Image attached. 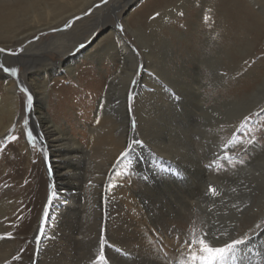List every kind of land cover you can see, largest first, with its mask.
Here are the masks:
<instances>
[{"label":"bare ground","instance_id":"1","mask_svg":"<svg viewBox=\"0 0 264 264\" xmlns=\"http://www.w3.org/2000/svg\"><path fill=\"white\" fill-rule=\"evenodd\" d=\"M1 1L0 35L4 28L10 27L12 21L8 15L6 17L3 13ZM136 1L84 0L80 9L93 7L94 10L89 11L84 20L72 27L67 33L58 31V35L61 36L51 46L43 45L41 49L37 50L36 46L41 45L32 42L31 34L28 33L22 34L21 38L16 42V44L22 46L21 49L23 51H21L20 56L15 57V59L13 58L14 61L32 63V61H36V57H40L44 62H41L43 64L40 67H36L35 63L37 62H35L28 72L29 82L32 84L35 94V103L28 114L34 128L42 136L46 149V157L49 158L48 161L50 162L52 184V194L48 199L47 209L45 213L43 212V221L40 225L36 226L34 232L35 237L39 232L37 238H35L36 245L39 247L38 253H34L29 261H25L23 264H82L85 258L88 259V262L84 260L86 262L84 264H106L110 261L114 264H167L158 252L153 251L154 245L148 248V244H145L146 239L141 231V226L146 223L147 218L151 219V211L147 200L149 199L150 203L154 205L160 201L159 197L165 196L170 199L168 201V205H172L171 207L169 206L170 208H174L173 206L176 204L177 208L175 207L173 212L176 213L177 218L181 221H187L184 225L176 223L184 231L177 241V245L179 246L181 241L187 240L188 234L194 233L196 236L195 230L202 225L197 221L200 216L197 215L196 219L193 213L194 201L205 190L202 187L207 186V182L210 179L214 180L216 178L221 181L232 170L229 169L227 172L218 174L222 176H217V178L214 172H205L202 169V161L199 158L201 154L196 151V144L193 142L191 136L193 130H191L190 126H192L193 119L191 121V115L189 116V114L186 115L185 112H182L183 108L181 107H183L184 100L180 101L181 109L177 108L178 102L175 100L176 95L174 92H180L179 95H181L185 91L189 99L195 101V109L200 110L202 113L209 111L210 107L203 103V77L198 73L201 69L200 65L210 62L209 50H207L210 46L207 45L210 44L208 38L202 40L206 48L202 47L201 53L194 51L191 54L187 52L186 56L180 57L181 55L177 54V52L175 57L172 54V45L166 42L167 40L171 41V37L169 38L168 35L162 34L163 28L166 27L174 37H183L182 35L184 34H181L170 24V20L174 18L173 11L175 8L173 7L174 10H169V13L161 17L158 13L159 17H155L156 19L150 24L144 21V15L151 9L152 5L146 3L143 5V17L138 18L136 23H134L136 25H133L124 15L130 5ZM150 1H152L153 5L155 3L156 6L159 1L165 2L167 0ZM221 1L226 3V0H220L219 2ZM251 1L254 6L257 5L258 0ZM261 3L259 9L264 15L263 1ZM101 19L104 20V34L106 33L109 42L101 49L102 52L90 55V57L85 56V58H88V67L80 68V72L86 73V75L82 74V78L78 83L82 85L81 83L87 77L89 78L88 74L94 68L104 69L107 66L105 78L108 79V89L99 99L98 106L102 111L99 110L100 113L96 114L98 117L93 118L90 126L91 140L87 146H84L69 129H65V127L56 123L46 111V108L51 104L53 93V89L49 87L48 80L53 73L58 72L62 68L65 62H68L67 68L70 71L73 70L75 66L74 60L81 50L80 43H84L92 37L95 32L94 28L98 23L97 21ZM116 22H123L126 28L136 35L143 56L136 53L134 47L130 45L131 43L123 37L121 32L116 30ZM58 25L60 24H47L45 25L46 28H37L36 33L51 32ZM148 25H151L149 34L147 33ZM160 39L163 40L162 43L166 46L158 50L155 42H159ZM28 40L30 43L27 44ZM66 44L68 48H65ZM220 45L221 43L216 45L217 48L213 51L216 53L219 68H223L225 46L222 47ZM78 48L79 50H77ZM49 50L59 53L63 58L59 65L55 61H50V58L44 55L43 51ZM75 50H77L76 53H74ZM179 58L183 60V64L179 62ZM6 59H9V56L0 53L1 63L2 60ZM142 64V71L139 73L137 66ZM249 72L251 73V70ZM258 75H254L253 79L247 81L236 79L233 84L235 90L243 92L231 96L234 100L242 102L229 116L231 117L230 130L232 133L236 132L240 122L245 117H248L264 102V73L260 75L262 80H259ZM0 77L3 80V85L0 89L4 91V94L0 93L1 136L18 122L20 94L16 86L17 84L11 76L6 75L1 70ZM132 81H135V83H132ZM161 83L165 87H162ZM118 92H122V94H118L120 97L122 95V101L117 105L110 104L109 102L114 98L111 97V93L115 95ZM132 93L134 94L133 103L128 99ZM85 109H87V106ZM184 113L187 118H184ZM75 116L77 119L81 117L79 113ZM184 119H186L185 121L190 126L187 127L183 124ZM134 121H137L135 134L139 138H142L145 142L144 144L147 143L157 153L158 157H162V160L163 157L171 160V163H169V161L165 162L166 160L164 159L165 165L162 164L163 167H166L167 170L169 167L176 169L179 166L182 171L184 169L186 172H192L193 181L190 180L187 183L185 180V184L180 181L181 174L174 173V175H167V178L173 181L172 185L174 187L172 188L176 189V192L170 196L166 195L162 188L157 187V184L150 186V182L156 178L148 171L147 158L140 154V151L145 150L146 146L144 147L139 143L136 145L133 141L135 135L132 134L131 125ZM21 129L23 131V128ZM82 135L85 136V132ZM215 137L214 141L208 143L206 148L202 147L203 153L206 152L205 156H210L214 152L215 146L223 147L230 142L229 140L224 141L221 139V131ZM19 141L20 145H23V149L26 143L23 140ZM133 146L135 149L132 148ZM250 147L251 149L247 150L248 157L243 160L244 163L237 165L238 170L241 172L242 170L259 166L262 170L257 172L259 176L256 179H261L262 181L260 180V182L263 184L264 147L263 145H259L258 142ZM126 151L128 153L127 156L122 157L121 153ZM174 163L177 164L175 165ZM152 164L154 165L155 163ZM119 166L126 172L138 173L142 170L148 171L145 175L139 177L138 181L135 178L131 180L134 184L142 180L148 186H145L143 191L136 190L135 187L127 186L128 180L123 179L122 186L118 184L117 187H112L115 185L114 175ZM179 167L178 169H180ZM233 171L236 172L237 170ZM231 197L232 194L227 195L223 200H219L220 203L222 202L219 213L215 210L210 212V206H204V209L202 208L203 216L221 217L228 215V212L233 209L230 207V203L233 204L234 198ZM208 200L209 202L211 201V199ZM130 201H133L131 204H134L133 206L138 210L135 214L129 210ZM196 202L198 204L199 200ZM3 206L5 205H0V211L4 210ZM154 216L157 219V215ZM229 216L232 217V215ZM144 219L146 220L144 221ZM191 219H195V222H191ZM251 219V224L241 230L239 235L235 233L233 235L235 238L242 239L247 234L248 239L246 244L241 245L235 251V254L232 252H228L227 255L225 254L228 258H234L233 263L238 262V259L251 258L253 254H250V251L264 250V212H260ZM171 223L175 224V222ZM258 223H260V226L255 227L254 225ZM161 230L164 232L167 230V227L165 226L164 230ZM8 231V228L3 223H0V236L9 234ZM12 240L0 239V264H16L14 263V258L16 257L15 246L12 244ZM187 248L191 251L186 253L189 257H193L190 254L192 252H196L195 257L207 255L203 251L202 245L198 248L196 246ZM115 249H120V251L116 252ZM101 252L105 254L106 258L99 260L97 258L100 257ZM175 252L178 253L179 251ZM179 254L182 258L181 255L183 254ZM258 257L261 259V263H264V252L260 253ZM191 263L203 264V261L194 258Z\"/></svg>","mask_w":264,"mask_h":264},{"label":"rangeland","instance_id":"2","mask_svg":"<svg viewBox=\"0 0 264 264\" xmlns=\"http://www.w3.org/2000/svg\"><path fill=\"white\" fill-rule=\"evenodd\" d=\"M149 1L150 0H137L130 5L124 16L128 18L130 23L136 25L134 24L136 23V20L143 17V5L147 3L152 5L153 8L151 6V9L145 13L144 21L151 24L159 17V15L161 17L175 8V12L173 11V17L175 19H171L170 24L171 26H174V29L178 30L181 34H184L182 35L183 37L179 38L178 36H175V38L166 27H164L162 31L163 35H168L169 38L171 37L170 39L172 42L168 40L166 42L167 44L170 43V45H172V54H174L175 57L177 52V54L181 55L180 57L183 55L186 56L187 52L191 54L194 53V51L196 53H201L202 47H205L202 40L208 38L210 42V44H207L210 45L207 48V50H209L210 62L200 65L202 70L200 69L198 71L200 76L203 77H201L204 84L202 85V92L204 94L203 103L210 107L209 111L207 113H202L200 110L195 109V101L189 99V96L185 91L181 95H179L180 92H174L176 95L175 100L178 102L177 108H183L182 112H185L186 115H191V121L193 119L192 126L185 121L186 119L183 120V124L187 127L190 126L192 128L191 130H193L191 136L193 142L196 144V151L201 154L199 158L202 161V169H204L205 172H214V174H216L215 177L222 176L218 174L227 172L229 169L232 170L229 175L221 181L216 178L214 180L210 179L208 180L209 182H207V186H201L203 189L205 188V190L197 197L199 203L197 204V200L194 201L195 204L193 209L194 218L197 219V215L200 216L197 221L202 224L195 230L196 236L194 233H190L187 235V240H183L179 243V246L177 245V241L184 233L179 224L184 225L187 221H181L177 218L176 213L173 212L176 204L173 206L174 208H170L172 206L168 205L170 199L165 196L159 197L158 199L160 201L154 205L150 203L149 199H146L150 207L151 219L153 220L150 218H147V220L144 219V221L146 220V223L141 226V231L146 239L145 244H148L147 247L149 248V246L152 247L154 245L153 251L158 252L167 264H196L191 263L196 252L190 253L191 251L187 247L196 246L198 248L201 246L198 241L204 238V233L211 228L212 224H217V228L214 230V234L216 235H239L241 230L251 224L252 217L260 212H264V183L262 184V182H260L261 179H256L257 176H259L257 172L262 169L257 166L240 172L237 167V165L241 163V160L243 161L248 157L247 150L251 149L250 146L258 142L259 145H263L264 147V102L248 116L249 119H244L240 122L239 128L234 133L230 130L231 117H229L230 114L242 103L231 97L234 94L243 92L233 88L235 80L242 79L243 81H247L253 79L254 75H258L259 73L261 75L264 73V15L259 9L262 1L264 4V0H258L256 6L253 5L251 0H226V3L223 1L219 2L220 0H167L165 2L159 1L158 5H156L157 8L155 3L153 5V3H151L152 1ZM83 2L84 0L1 1L3 5V13L6 17L8 15L9 19L12 20L10 27L4 28L0 35V48L9 50L6 52H0L9 56V59L2 60V64L6 68L18 69L16 75L5 71L4 73L14 79L20 94L18 122L16 125L10 127L6 133L0 136V205H5L3 206L4 210L0 211V223H3L8 228V232L12 236V244L15 246L16 257H18V259L16 257L14 258V263L16 264H23L25 261H29L34 253H38L39 247L36 245L35 238H37L39 232L36 237L34 236V232L36 226L38 224L40 225L43 221V214L47 209L48 199L52 194L49 158L46 157V149L43 144L42 136L38 134V131L34 128L33 123L29 119V111L26 107L27 94L21 90V87H27L29 89L33 95V106L35 103V94L32 84L29 82L28 72L35 62H37L35 63L36 67H40L44 62L40 57H36V61H32V63L14 61L13 58L15 59V57L20 56L22 53L19 51L22 46L16 44V42H18V39L21 38L22 34L28 33L31 34L32 42L41 45L36 46L37 50L41 49L43 45L51 46V44L54 41H57L61 36L58 35V31H61V33H67L72 27L80 24V22L89 14V11H92V9L94 10L93 7L80 9ZM158 13L159 15H157ZM205 17H207V19H205ZM97 22L92 37L87 39L84 43H80L83 44L84 47L81 48L80 52L76 55L77 58L74 60L75 66L73 67V70L70 71L67 68L68 62H65L62 68L58 72L53 73L48 80L49 87L53 89V93L51 104L46 108V111L56 123L65 127V129H69L84 146H87L91 140L90 126L93 122V118L98 117L96 114L100 113L99 110L102 111L98 106L99 99L108 89V79L105 78L107 66L104 67V69L94 68L88 74L89 78L87 77L85 81L81 83L82 85L78 83L82 78V74H84L80 72V68L88 67V58H85V56L90 57V55L102 52L101 49L109 42L106 33L104 34V20L101 19ZM47 24L60 25H58L59 27L57 26L55 31L52 29L51 32L36 33L37 28H46L45 25ZM118 25H123L122 31L117 27ZM150 27L151 25L147 26L148 34L151 29ZM115 28L131 43L130 45L134 47L136 53L143 56L136 35L131 33L123 22H116ZM65 39L67 38L65 37ZM162 41L163 40L160 39L159 42L157 41L158 43L155 42V46H157L158 50H161L163 46H166L163 45ZM218 42L221 43L220 46H225L223 57V60L225 58V61L223 68H219L216 53L213 51L217 48L216 45L219 44ZM28 43H30L29 40L27 44ZM65 48H68L67 44ZM185 49L186 51H184ZM77 50H79V48ZM77 50H75L74 53H76ZM10 53L17 54L14 55ZM43 53L46 57L50 58V61H55L57 65H59L63 59L59 53L52 50L43 51ZM182 61L183 60H180L179 58V62L181 63ZM181 64H183V62ZM250 70L251 73L249 72ZM141 71L142 68L138 72L141 73ZM84 75H86V73ZM260 75H258L259 80H262ZM0 79L1 87L3 85V80L1 77ZM0 93L4 94V91L0 89ZM120 93L122 94V92ZM120 93L118 92L115 95L111 93V97L114 98L109 103L113 105L119 104L122 101V95L121 97L119 96ZM185 93L186 95H184ZM133 95L134 94L132 93L130 96L134 97ZM133 99L130 100L131 103H133ZM182 99L184 100L183 107L180 105ZM85 100L90 103H86ZM86 106L87 109H85ZM78 113L81 116L80 119H77L75 116ZM184 118L187 117L185 116ZM25 120H29L28 125H25ZM136 122L137 121H134L131 125L132 134L135 135L133 141L136 145L139 143L144 147L146 146L145 150L140 151V154L147 158L148 171L156 178L150 182V186L157 184V187L162 188L164 193L170 196L173 195L172 193L176 192V189L172 188L174 187L172 185L173 181L168 179L167 175H174V173L181 174L180 181L185 184L187 181H193L192 172H186L184 169L182 171L179 166L180 169H178V167L176 169L169 167L167 170L166 167H163V165H165L163 161L165 157H163V160L162 157H158L157 153L150 148L147 143L144 144L145 142L142 138H139V136L135 134L137 128ZM21 128H23V131ZM29 130L32 131L35 137L32 140L27 136ZM220 131L221 139L224 141L229 140L230 142L223 147L215 146L214 152L211 153L210 156H205L206 152L203 153L204 151L202 147L206 148L208 143L214 141L216 138L215 136L220 133ZM83 132H85V136L82 135ZM133 135L131 136L133 137ZM13 136L18 137L19 139L12 140L11 137ZM19 140H23V142L26 143L23 149V145H20ZM132 148L135 149L134 146ZM165 160V162L169 161V163H171L170 159ZM152 163H155L156 165H153ZM233 170L237 171L234 172ZM148 171L142 170L138 173L126 172L119 166L114 175L115 185L112 187H117L118 184L119 186H122L123 179H127V186L135 187L136 190L139 189L143 191V188L148 186L147 183L140 180L134 184L131 180L135 178L138 181V178L145 175ZM212 186L217 189V192L220 193L219 195H213L210 193L209 188ZM230 194H232L231 198H234L233 204L237 205L241 211L234 209L232 207L233 204L230 203V207L233 209H231L226 216H203L202 208L207 205L210 206V209L219 213L220 204L222 203H220L219 200L225 199V197ZM134 196L136 197V195ZM208 199H211V201L209 202ZM131 203H133V201H130L129 210L135 214L138 210L133 206L134 204ZM154 215H157V219ZM229 215H232V217ZM171 222H175V224H172ZM191 222H195V219H191ZM257 225H260V223L254 226L256 227ZM165 226L167 227V230L163 232L161 229L164 230ZM224 238L227 239V236H224ZM193 241L196 243H191ZM207 242L213 247L221 246L219 243L211 239ZM175 251L179 252L177 253ZM188 251H190L189 253L193 257L186 255ZM263 252L264 250L250 251V254H253L251 255L253 259L252 257L243 260L238 259V262L236 261L235 263H233L234 258H228V256H226L227 253H225L226 255L224 254L223 258H217L214 261V264H228L229 259V264H264L261 263V259L258 257L260 253ZM179 253L183 254L181 255L182 258L179 256ZM101 258H106L103 252H101L100 257L97 259L101 260ZM84 260L88 262V259L85 258L83 259L82 264L86 263ZM106 264L114 263L110 261Z\"/></svg>","mask_w":264,"mask_h":264},{"label":"snow or ice","instance_id":"3","mask_svg":"<svg viewBox=\"0 0 264 264\" xmlns=\"http://www.w3.org/2000/svg\"><path fill=\"white\" fill-rule=\"evenodd\" d=\"M205 19H207V17H205ZM66 27H67V25H66ZM117 27H119L121 29V31L123 30V25H118ZM53 31H55V29H53ZM80 47L83 48L84 45L81 44ZM6 51H9V50L4 49V48H0V52H6ZM19 51H23V49H20ZM10 54H14L15 55L17 53H10ZM142 67H143L142 65H138L137 66V70H140ZM0 70H3L5 72H10L13 75H16L17 72H18V69H16V68H6V67H4V65L2 63H0ZM132 83H135V81H132ZM161 86L165 87V85L163 83H161ZM21 90L24 93L27 94L26 107H27V110L30 113L31 106L33 104V95H32V93L29 91V89L27 87H21ZM128 99L131 100V99H133V97L129 96ZM244 119L247 120V119H249V117H245ZM24 123H25V125H28L29 124V120H25ZM27 136H28V138L30 140L35 138L31 130H29L27 132ZM11 139L12 140H16V139H18V137L13 136V137H11ZM127 154L128 153L126 151V152L121 153V156L125 157V156H127ZM240 162H241V164L244 163V161H242V160ZM178 178H179V176H178ZM209 191L213 195H219V193L217 192V189L215 187H210ZM232 207L234 209H236L237 211H241V209H239L238 206L235 205V204H233ZM209 211L211 212L212 209H210ZM259 226L260 225H257V227H259ZM216 228H217V224H212L211 228H209L208 231L204 234V238H202V239H200L198 241V243L203 246V251L205 253H207V255L194 257V258L203 261V264H214V261L217 258H223L224 254L228 253V252H232L233 254H235V251L241 245H245L246 242H247V239H248L247 234H245V237L242 238V239L241 238H235V237L231 236L230 234L216 235V234H214V230ZM105 232H106V229H105ZM224 236H227V239H225ZM11 238H12V236H11L10 233L5 235V236H0V239H11ZM209 239L216 241L221 246H219V247L211 246L207 242ZM191 243H196V242L193 241ZM115 251L119 252L120 249H115ZM16 258L18 259V257H16Z\"/></svg>","mask_w":264,"mask_h":264}]
</instances>
